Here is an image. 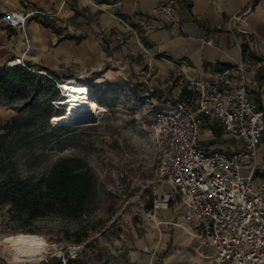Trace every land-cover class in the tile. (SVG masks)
Segmentation results:
<instances>
[{"label": "rangeland", "instance_id": "374dc122", "mask_svg": "<svg viewBox=\"0 0 264 264\" xmlns=\"http://www.w3.org/2000/svg\"><path fill=\"white\" fill-rule=\"evenodd\" d=\"M92 45L90 57L70 58L55 65L53 73L60 80L88 83L89 95L104 106L94 120L64 121L60 98L50 102L57 115L46 119V96L27 88L11 98L0 95V177L40 178L63 156L82 157L95 174L89 209L76 219L51 215L27 225L10 217L9 205H0V264H55L62 257L67 264H103L148 233L160 238L162 227L147 216L160 183L154 113L179 97L185 78L179 71L159 75L153 62L137 52L132 66L126 55L113 54L104 38ZM11 61L18 63L15 57L0 60V68ZM60 125L65 127L54 129ZM19 235L39 236L50 252L39 262L16 261L3 240Z\"/></svg>", "mask_w": 264, "mask_h": 264}, {"label": "crops", "instance_id": "0c3cea01", "mask_svg": "<svg viewBox=\"0 0 264 264\" xmlns=\"http://www.w3.org/2000/svg\"><path fill=\"white\" fill-rule=\"evenodd\" d=\"M166 1L0 0V60L22 57L33 68L43 63L41 68L53 72L55 65L70 58L81 61L90 57L96 49L92 40L104 38L112 53L126 55L132 66L136 52L148 57L159 75L184 70L192 78L210 79L218 68L244 61L257 99V84L264 80V0H176L172 20L152 14ZM32 9L43 14L31 15L24 26L11 25L3 18L9 11ZM240 14V20L230 23ZM200 138L213 151L235 152L243 143L240 138L223 137L218 128L204 130ZM256 164L255 185L264 181V133ZM182 213V208L172 203L159 209L157 217L183 221ZM159 226V240L148 233L103 264H215L213 250L181 227Z\"/></svg>", "mask_w": 264, "mask_h": 264}, {"label": "built area", "instance_id": "2783aa9c", "mask_svg": "<svg viewBox=\"0 0 264 264\" xmlns=\"http://www.w3.org/2000/svg\"><path fill=\"white\" fill-rule=\"evenodd\" d=\"M176 5V0L159 3L152 14L172 20ZM36 13L43 14L36 9L9 11L3 18L11 25L24 26ZM241 15L233 16L230 23ZM240 31L251 36L247 30ZM16 60V65L54 80L63 96L52 76L28 67L22 57ZM182 75L196 96L192 102L178 97L154 113L160 183L152 193L147 216L156 226L177 225L211 248L215 264H264V181L254 184L264 133V80L258 82L254 99V81L244 61L218 68L210 79L192 78L184 70ZM216 128L223 137L240 138L241 148L225 152L206 147L201 134ZM172 203L182 208L183 221L159 220L157 211ZM61 261L67 264V258Z\"/></svg>", "mask_w": 264, "mask_h": 264}, {"label": "trees", "instance_id": "16d2710c", "mask_svg": "<svg viewBox=\"0 0 264 264\" xmlns=\"http://www.w3.org/2000/svg\"><path fill=\"white\" fill-rule=\"evenodd\" d=\"M256 1L254 0V3ZM26 65L33 68L29 63ZM40 69L57 82L60 81L52 71L44 67ZM41 76L44 75L21 65L12 68L1 67L0 95L11 98L20 95L27 88L46 96L45 118L55 116L57 113L52 114L53 105L50 102L60 98V92L54 80L47 76L39 80L38 77ZM195 96L186 85L179 94V97L187 102H192ZM59 127L64 128L65 125L56 126L54 129ZM94 191L95 174L85 159L79 156L59 157L40 178L21 177L12 173L0 177V205H9L10 217L27 225L51 215L66 219H76L84 215L89 209ZM55 264H62L61 260L58 259Z\"/></svg>", "mask_w": 264, "mask_h": 264}, {"label": "bare ground", "instance_id": "6f19581e", "mask_svg": "<svg viewBox=\"0 0 264 264\" xmlns=\"http://www.w3.org/2000/svg\"><path fill=\"white\" fill-rule=\"evenodd\" d=\"M15 63H9L13 67ZM62 90V104L66 110L62 116L64 121L78 123L83 120H94L96 115L104 110V106L96 98L89 95L91 87L88 84L78 83L72 79L58 81ZM24 237H34L37 240H43L36 235H19ZM19 236L8 237L3 243L10 248L13 258L18 262H39L44 254L49 253V244L44 240V247L40 248L38 244L32 242H17Z\"/></svg>", "mask_w": 264, "mask_h": 264}, {"label": "snow or ice", "instance_id": "6c2138e0", "mask_svg": "<svg viewBox=\"0 0 264 264\" xmlns=\"http://www.w3.org/2000/svg\"><path fill=\"white\" fill-rule=\"evenodd\" d=\"M17 242H32V243H36L39 245L40 248L44 247V241L43 240H37L34 237H24V236H19L16 238Z\"/></svg>", "mask_w": 264, "mask_h": 264}]
</instances>
